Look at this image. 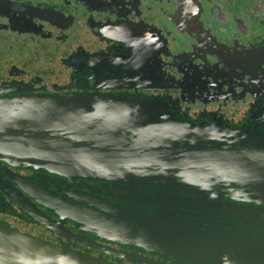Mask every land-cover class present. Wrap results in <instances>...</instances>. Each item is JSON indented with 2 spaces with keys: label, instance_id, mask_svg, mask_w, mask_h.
Returning <instances> with one entry per match:
<instances>
[{
  "label": "water",
  "instance_id": "95a60500",
  "mask_svg": "<svg viewBox=\"0 0 264 264\" xmlns=\"http://www.w3.org/2000/svg\"><path fill=\"white\" fill-rule=\"evenodd\" d=\"M170 104L168 95L137 92L0 100V159L45 169L78 187L68 200L77 208L64 212L13 174L22 191L8 186L6 195L65 243L0 220V264H264V251L250 242L259 238L251 229H264V130L255 121L264 124V109L231 126L210 114L195 121ZM245 213L256 222L240 224L243 233L231 237L221 216ZM66 218L82 234L66 228ZM72 242L119 261L74 249Z\"/></svg>",
  "mask_w": 264,
  "mask_h": 264
},
{
  "label": "flooded vegetation",
  "instance_id": "af4514ba",
  "mask_svg": "<svg viewBox=\"0 0 264 264\" xmlns=\"http://www.w3.org/2000/svg\"><path fill=\"white\" fill-rule=\"evenodd\" d=\"M134 92L168 95L173 109L195 121L210 114L239 126L260 116L264 0H0V100ZM4 111L0 105V116ZM261 120H255L256 127L264 130ZM13 174L22 176L19 181L27 190L64 212L77 208L68 200L78 187L45 169L36 171L0 159V220L64 244L65 239L33 220L6 195L8 186L22 191L10 178ZM79 190L80 196L88 195ZM60 194L61 202L56 203ZM31 200L53 221H60L58 214ZM221 221L232 237L243 233L240 224L248 227L256 219L245 213L224 215ZM63 224L82 234L72 219ZM251 231L259 235L251 244L264 251V229ZM96 242L123 249L99 238ZM71 245L119 261L85 245Z\"/></svg>",
  "mask_w": 264,
  "mask_h": 264
}]
</instances>
